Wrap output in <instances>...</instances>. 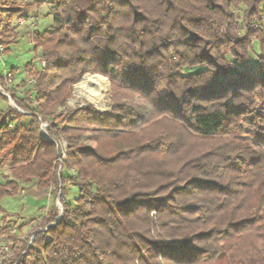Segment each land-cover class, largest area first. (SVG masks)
I'll use <instances>...</instances> for the list:
<instances>
[{
	"label": "trees",
	"instance_id": "obj_1",
	"mask_svg": "<svg viewBox=\"0 0 264 264\" xmlns=\"http://www.w3.org/2000/svg\"><path fill=\"white\" fill-rule=\"evenodd\" d=\"M17 1L0 0L5 54L18 41L17 18L39 7ZM234 5L260 26L240 33ZM50 14L52 26L33 31L46 67L25 65L33 100L31 90L8 87L0 69L16 106L0 92L8 104L0 110V201L22 185L54 189L32 246L23 243L25 255L7 264L219 263L221 243L264 230V0H54ZM254 42L258 63L239 72ZM87 73L108 78L125 101L109 112L68 109ZM133 95L143 104L130 105ZM67 184L79 189L72 204ZM5 218L1 235L10 229Z\"/></svg>",
	"mask_w": 264,
	"mask_h": 264
},
{
	"label": "rangeland",
	"instance_id": "obj_2",
	"mask_svg": "<svg viewBox=\"0 0 264 264\" xmlns=\"http://www.w3.org/2000/svg\"><path fill=\"white\" fill-rule=\"evenodd\" d=\"M16 3L27 5H34V3L38 4L39 7L36 12H33L30 15L33 19L28 23L29 26L33 23L35 25V29H38L40 32L48 30L52 26V16L50 13L54 5V0H18ZM230 12L239 24L240 33H245L248 29H257L260 26V23L254 20L249 22L246 18V8L244 5H234L231 7ZM260 22H264V15L261 16ZM28 25L23 26V28L18 27L17 31L19 32V37L17 43L11 46L12 50L9 54H4L0 58V69H3V64L7 67L18 69L16 73L17 75L15 74V83H13V86H18L17 89L20 93L24 91L23 88L25 87V65L38 60V55L33 51L32 44L28 41V35L30 33ZM253 45L254 50L249 56V65L246 67L240 66L238 68L239 72L249 69L252 65L258 63V57L260 55L259 44L258 42H254ZM94 75L103 78L102 84L104 88L100 93H93L88 88L86 89L81 85V83L87 79V76ZM116 101L124 102L125 100H119L117 97L113 96V90L111 89L108 78L99 74L87 73L73 86L72 93L67 100V107L68 109L75 110L78 107H88L91 105L100 112H109L112 111ZM128 103L132 106L143 104V102L138 99L136 95L131 96ZM7 105L6 101L0 99V110L6 109ZM159 119L161 118H157L149 124L155 123ZM169 122L163 121L159 123V127L161 129H165L166 131H173V126L171 125V122ZM149 124L135 130L116 129V131L135 134L142 128L147 127ZM148 129L149 128H146L147 131H149ZM146 133L148 135L151 134V132ZM220 138L221 137L209 139L210 141L207 139L204 141L199 140L192 142L191 145L194 149H199L204 145L213 144ZM90 142L89 135H85L83 143L89 144ZM6 173L7 170H0V181L2 180V175ZM65 188L68 192L66 200L68 203L72 204L78 196L79 189L72 184L65 185ZM53 201V188L39 190L37 189L36 183L22 185L18 196H6L0 201V206L6 211L4 214H0V217L5 216L8 226H10L9 228L15 227L16 229H19L21 237L26 239L33 230L34 226L37 224L39 217L45 213ZM220 247L223 250V256L219 263L207 262L204 264H264V230L261 228L243 232L242 234L229 239L225 243H221Z\"/></svg>",
	"mask_w": 264,
	"mask_h": 264
},
{
	"label": "built area",
	"instance_id": "obj_3",
	"mask_svg": "<svg viewBox=\"0 0 264 264\" xmlns=\"http://www.w3.org/2000/svg\"><path fill=\"white\" fill-rule=\"evenodd\" d=\"M33 19V17H18L17 18V25L20 28H23V26H27L28 23ZM29 35H28V41L30 44H32L33 47V31L35 30V25L32 23L31 26H29ZM4 53V46L0 43V58L1 56H3ZM30 67L29 69L31 71H38L41 69H44L46 67V63L45 60L42 58H38V60L36 62L32 61L30 62ZM11 68L12 67H7L6 65L3 64V69H2V75L5 81V84L8 87H15L13 86V83H15V75L12 74L11 72ZM24 82H25V87L23 88L24 91H22V93L17 92L19 95L21 96H25V90H31V92L29 94L26 95V97L30 100H33V96L34 94H36L37 90L35 89V78L34 77H29L26 76V78H24ZM27 87V89H26ZM0 92L3 93L4 95H6L7 97L10 98V95L7 94L3 88L0 86ZM45 126L46 129V123L43 124L42 127ZM47 136V133H46ZM48 138V136H47ZM62 145V149H63V154L61 156L62 160H65V152H66V143L64 141H62L61 143ZM71 173L74 175L75 174V170L72 169ZM56 206L57 208H59V210H61V206L59 204V201L57 199L56 202ZM10 235H13L10 236ZM34 236L33 234L29 235L26 239L21 237L20 234V230L16 229L15 227H11L9 229L8 235H1L0 234V264H7V261L12 258L15 255H25V250L22 249V245L23 243L27 244V247L32 246V242H33ZM22 244V245H21ZM13 264H18V261L14 262Z\"/></svg>",
	"mask_w": 264,
	"mask_h": 264
},
{
	"label": "bare ground",
	"instance_id": "obj_4",
	"mask_svg": "<svg viewBox=\"0 0 264 264\" xmlns=\"http://www.w3.org/2000/svg\"><path fill=\"white\" fill-rule=\"evenodd\" d=\"M102 81L103 78L100 76H87V79L83 81L81 85L86 89L88 88L93 93H100L104 88Z\"/></svg>",
	"mask_w": 264,
	"mask_h": 264
},
{
	"label": "water",
	"instance_id": "obj_5",
	"mask_svg": "<svg viewBox=\"0 0 264 264\" xmlns=\"http://www.w3.org/2000/svg\"><path fill=\"white\" fill-rule=\"evenodd\" d=\"M3 94V93H2ZM4 95V94H3ZM8 100H9V105L13 106V107H16L15 104L12 102V100L7 97L6 95H4ZM46 134V129H45V126L42 127V135H43V138H46L47 139V136H45ZM62 215V208L60 210V216Z\"/></svg>",
	"mask_w": 264,
	"mask_h": 264
},
{
	"label": "crops",
	"instance_id": "obj_6",
	"mask_svg": "<svg viewBox=\"0 0 264 264\" xmlns=\"http://www.w3.org/2000/svg\"><path fill=\"white\" fill-rule=\"evenodd\" d=\"M17 75V74H16Z\"/></svg>",
	"mask_w": 264,
	"mask_h": 264
}]
</instances>
